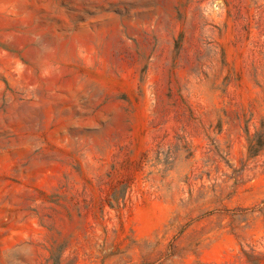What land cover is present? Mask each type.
<instances>
[{
  "label": "rangeland",
  "instance_id": "1",
  "mask_svg": "<svg viewBox=\"0 0 264 264\" xmlns=\"http://www.w3.org/2000/svg\"><path fill=\"white\" fill-rule=\"evenodd\" d=\"M0 264H264V0H0Z\"/></svg>",
  "mask_w": 264,
  "mask_h": 264
}]
</instances>
